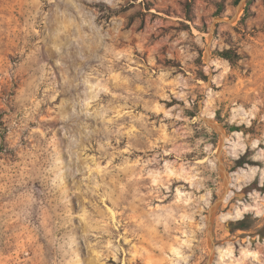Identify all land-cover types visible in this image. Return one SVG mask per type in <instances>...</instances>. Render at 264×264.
Listing matches in <instances>:
<instances>
[{"label":"rangeland","instance_id":"1","mask_svg":"<svg viewBox=\"0 0 264 264\" xmlns=\"http://www.w3.org/2000/svg\"><path fill=\"white\" fill-rule=\"evenodd\" d=\"M240 1L0 0V264H205L201 117L214 264H264V0L216 22Z\"/></svg>","mask_w":264,"mask_h":264},{"label":"water","instance_id":"2","mask_svg":"<svg viewBox=\"0 0 264 264\" xmlns=\"http://www.w3.org/2000/svg\"><path fill=\"white\" fill-rule=\"evenodd\" d=\"M245 3H246V0H241L237 7L235 15H233L232 17L228 19L219 18L216 20V22L217 23L218 22L235 23ZM213 28H214V25H213ZM212 33H213V30H212ZM208 54H209V49L207 50V57H208ZM201 118L203 119V121H205L206 124L212 127L221 137V142H220V146L217 152V156H218V166H219L220 174L222 177L223 191H222L221 197L217 200V202H215L212 205L210 213L208 215V221H207L208 243H209L210 253H209L208 260L205 264H214L215 257H216V246L214 245V242H213V218L215 217L221 205L223 204V202L227 199L229 195L228 177H227V172H226V168H225L223 157H222V151L224 149V142H225V133L223 129L220 127V125L217 124L211 117H201Z\"/></svg>","mask_w":264,"mask_h":264},{"label":"trees","instance_id":"3","mask_svg":"<svg viewBox=\"0 0 264 264\" xmlns=\"http://www.w3.org/2000/svg\"><path fill=\"white\" fill-rule=\"evenodd\" d=\"M188 10H191V5L189 4L187 7ZM221 58L228 60L230 63H234L236 60L241 59V56L235 53L232 50H225L220 53ZM3 127V124L1 125ZM232 131H237V129H232ZM239 167H242L245 163H239ZM251 190H259L261 192H264V187L258 188L257 185H253L251 187ZM241 225L237 227V230H243V231H248L250 227L244 225L243 221L240 223ZM263 232H264V227H263Z\"/></svg>","mask_w":264,"mask_h":264}]
</instances>
